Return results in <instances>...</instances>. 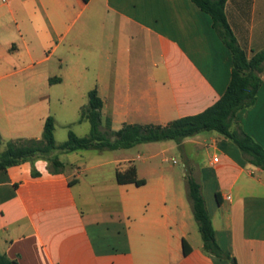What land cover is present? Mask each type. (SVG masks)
Returning a JSON list of instances; mask_svg holds the SVG:
<instances>
[{
  "label": "crops",
  "instance_id": "obj_1",
  "mask_svg": "<svg viewBox=\"0 0 264 264\" xmlns=\"http://www.w3.org/2000/svg\"><path fill=\"white\" fill-rule=\"evenodd\" d=\"M225 13L249 58L264 50V0H228ZM53 57L63 72L57 82L73 86L61 88L63 98L96 88L113 131L200 114L221 99L233 72L211 16L191 0H0L5 143L40 139L47 77L17 75ZM261 78L255 105L236 114L232 129L264 147V70ZM208 133L154 153L144 147L160 149L158 142L112 150L108 161L92 165L64 163L69 170L56 175L45 160L35 162L40 177L32 176L29 162L0 172V253L18 264H264V170L232 140ZM186 146L203 154L190 172L230 258L204 251L186 176H163L156 167L161 153ZM136 160L145 183L119 184L117 171ZM83 183L92 191L102 185L112 198L89 200Z\"/></svg>",
  "mask_w": 264,
  "mask_h": 264
},
{
  "label": "trees",
  "instance_id": "obj_2",
  "mask_svg": "<svg viewBox=\"0 0 264 264\" xmlns=\"http://www.w3.org/2000/svg\"><path fill=\"white\" fill-rule=\"evenodd\" d=\"M191 1L211 16L215 30L233 58L231 82L218 102L200 114L174 120L165 126L125 124L119 131H113L111 119L108 118L106 127L102 130L104 102L98 90L94 88L88 94L89 103L82 110L81 115V121H89L91 125L88 137H79L70 130L67 141L58 146L53 116L46 119L41 139H19L4 143L0 134V172L27 162L35 164L38 160H45L48 162L49 173L56 175L63 173L65 169V164L56 154L59 151L128 149L142 143L164 141L181 144L185 139L203 132H216L232 140L248 157L250 163L264 170V147L241 128L232 129L236 114L241 109L252 107L257 101V92L262 85L264 50L254 53L249 58L240 47L226 17L225 7L228 0ZM52 81H59V79ZM3 144H5L4 150H2ZM32 176L40 177L41 173L33 168ZM116 179L119 184L134 183L140 186L145 183L137 177L136 167L132 164L126 166L124 170H118ZM75 181L72 180L70 184L73 185ZM186 181L189 201L203 239L204 251L221 259L230 258L216 241L215 230L202 194L201 184L190 171L186 176ZM184 248L185 254H189L191 248L186 243ZM0 264L18 263L0 253Z\"/></svg>",
  "mask_w": 264,
  "mask_h": 264
},
{
  "label": "rangeland",
  "instance_id": "obj_3",
  "mask_svg": "<svg viewBox=\"0 0 264 264\" xmlns=\"http://www.w3.org/2000/svg\"><path fill=\"white\" fill-rule=\"evenodd\" d=\"M62 68H60L59 63L56 57H53L50 62L37 67L34 70H28L17 76L19 78L30 76L36 72H43L46 75L44 80V95H45V104H46V114L53 116L55 119V138L58 146L62 145L67 141L69 131L72 130L79 137H88L91 132V125L89 121H81L82 110L87 107L89 103L88 92H72L69 98L64 99L62 95L61 88H73L72 85H60L55 80L56 78L62 77ZM65 69V68H64ZM106 124V117L102 116V126L101 129ZM209 133H201L200 138H204ZM43 131L38 134L40 139L42 138ZM5 143V142H4ZM160 144V149H154L153 147H144L145 153H154L157 150L167 149L166 146L171 144H177L172 141L158 142ZM2 149H5V145H2ZM103 153H100L98 150H84L79 152H56L57 156L63 163H73L74 161H86L89 165L99 163L100 161H108L109 158L113 156L112 150H103ZM142 152V151H141ZM137 150L132 151L135 157H137ZM168 158L170 162H165L164 160ZM189 159V161L187 160ZM204 157L201 151L197 152L192 147L186 146L184 149H168L166 153L160 154V156L155 160L156 167L160 169L163 176H187L189 171L195 163H201ZM176 160L177 164L175 165L173 161ZM138 165L141 170H143L142 161L136 160L135 162L122 164V168H125L128 165ZM33 168H36L35 164H31ZM148 166V165H147ZM105 173L110 172V167H104ZM69 170L65 167L64 172ZM33 171V170H32ZM38 171V170H37ZM39 172V171H38ZM40 173V172H39ZM85 179V176H83ZM87 179V178H86ZM83 187L87 188L88 199L94 202H103L106 199L112 198L107 194V192L102 190V185H99L93 191L91 190L89 184L83 183ZM92 192V193H91Z\"/></svg>",
  "mask_w": 264,
  "mask_h": 264
},
{
  "label": "built area",
  "instance_id": "obj_4",
  "mask_svg": "<svg viewBox=\"0 0 264 264\" xmlns=\"http://www.w3.org/2000/svg\"><path fill=\"white\" fill-rule=\"evenodd\" d=\"M215 160H217V158Z\"/></svg>",
  "mask_w": 264,
  "mask_h": 264
}]
</instances>
